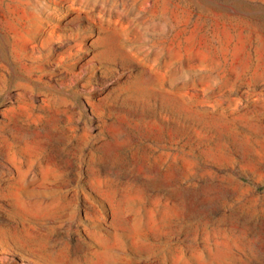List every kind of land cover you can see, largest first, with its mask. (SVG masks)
Masks as SVG:
<instances>
[{"label":"rangeland","instance_id":"rangeland-1","mask_svg":"<svg viewBox=\"0 0 264 264\" xmlns=\"http://www.w3.org/2000/svg\"><path fill=\"white\" fill-rule=\"evenodd\" d=\"M0 264H264V0H0Z\"/></svg>","mask_w":264,"mask_h":264}]
</instances>
